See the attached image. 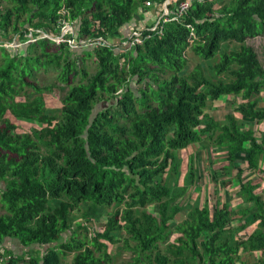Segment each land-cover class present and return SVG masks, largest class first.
Returning a JSON list of instances; mask_svg holds the SVG:
<instances>
[{
	"label": "trees",
	"instance_id": "obj_1",
	"mask_svg": "<svg viewBox=\"0 0 264 264\" xmlns=\"http://www.w3.org/2000/svg\"><path fill=\"white\" fill-rule=\"evenodd\" d=\"M183 1L0 0V35L27 43L23 54L4 49L0 66V245L10 237L27 251L0 249V264H241L242 252L264 254V65L247 43L264 36V0L193 1L161 34L133 24L165 2L174 16ZM65 23L74 33L59 43ZM136 36L142 44L122 46ZM51 70L67 88L59 104L48 102L54 86L39 84ZM223 98L242 103L217 120L208 107ZM21 119L40 128L18 133ZM190 146L185 165L177 152ZM199 159L213 207L209 189L188 199Z\"/></svg>",
	"mask_w": 264,
	"mask_h": 264
},
{
	"label": "rangeland",
	"instance_id": "obj_2",
	"mask_svg": "<svg viewBox=\"0 0 264 264\" xmlns=\"http://www.w3.org/2000/svg\"><path fill=\"white\" fill-rule=\"evenodd\" d=\"M174 1V0H172ZM8 4L4 3V7H7ZM150 9L154 10V7L152 6ZM159 11V10H158ZM154 13V14H153ZM153 13H151L147 18L146 15L144 14L142 15H137L135 16L134 20H133V24H137V25H144V24H149V25H154L157 22L158 17L161 15V12L158 13L156 10L153 11ZM158 13V14H157ZM157 14V15H156ZM126 35V34H125ZM53 37V35H51ZM127 36V35H126ZM130 36V35H128ZM117 43H123L126 40L125 39H119V40H115ZM126 49H129V43L126 42ZM247 43L251 46H253L256 51L258 52L259 58L261 63L264 65V36H260L257 38H252L249 39L247 41ZM125 43L122 44V46H124ZM7 44H1L0 45V66L3 65L4 59L6 60L5 64L2 66L5 67L6 63H8V60L5 56L4 58V49L9 50L10 52H18L23 54L24 51H26V44H19L17 47H15V45H13V43H10L9 45ZM233 44H230L229 47H232ZM224 48L220 50V52H223ZM197 62L199 63V61L197 60ZM123 63V61H122ZM196 65V61L194 59H191V64L189 66V71H192L195 68ZM89 74L90 75H94L95 72L97 71V67L94 63H92V61H89L86 65ZM39 84L42 85L44 88H53L54 86V91L48 96L50 97L48 102L49 104H59L60 100L66 95L67 93V88L63 85H60L57 81V75L55 73H53V70H51L49 73H46L45 71H40L39 73ZM132 89H136L135 84H131L130 85ZM239 99V100H238ZM239 105L242 103V99L241 98H233V100L231 101H227L226 98H223L221 100H219L218 102L215 103H210L209 107H208V113L212 116H214L217 120H219L220 118H223L225 113L228 112H234L235 111V104ZM241 102V103H240ZM105 103L100 104L96 110L95 113L97 112H101L102 110L105 109ZM40 125L28 121V120H23L21 119L19 121V127L17 132L18 133H24V132H32L35 129H39ZM195 153V147H189L185 150H181L177 152V157L183 162V164L187 165L188 163H190V159L192 158V154ZM200 158H201V154H200ZM219 159V157L217 156V154H215V157ZM240 163H244V159L242 158L240 160ZM184 165V167H185ZM198 170L200 172V176H199V183L197 186L195 187H191L190 188V196H188V199L190 200V202L193 204L195 203V200L198 198L200 199V202L203 198L204 193L206 192L207 189L210 190V204L212 205V207L215 205L216 202V198L218 197L217 192L214 191V186L212 185V183L210 182V178L208 176V172L206 169H204V163H202L201 159L198 160ZM186 172V170H184ZM185 172L182 173V177L180 178V184L183 185V177L185 176ZM4 185V184H3ZM4 187H0V190L3 189ZM240 190V187H234L230 189V195L231 197H235V193L238 192ZM206 195V194H205ZM264 195V194H263ZM0 197H1V193H0ZM222 198V197H221ZM235 201L233 200L231 202V204H234ZM238 203H236L235 205H238ZM4 210L2 207H0V214H3ZM187 210H183V212L179 215V217L177 218L178 221H183L186 217H187ZM245 221L241 222V223H236L234 225V227H239L242 224H244ZM179 235H173L170 239L171 242H173ZM73 256V255H72ZM72 256L67 258V262H70L72 260ZM128 258V255L125 254L123 256V258ZM122 258V259H123ZM253 260V262H256L258 260V258L254 255V254H249L245 257L244 260L250 261ZM65 261V262H66Z\"/></svg>",
	"mask_w": 264,
	"mask_h": 264
},
{
	"label": "crops",
	"instance_id": "obj_3",
	"mask_svg": "<svg viewBox=\"0 0 264 264\" xmlns=\"http://www.w3.org/2000/svg\"><path fill=\"white\" fill-rule=\"evenodd\" d=\"M4 3H6V2H2L3 6H4ZM149 15L150 14H148L147 17ZM129 33H130L129 30L125 31V34L127 35V36L125 35V37H128V34ZM10 43H13V45H15V47H17L19 45V43H20L19 38L18 37H14L13 34H10L8 36L5 35L4 37L2 35H0V45L1 44H7V45H9ZM238 105H239V102H238V104L235 105V107L238 106ZM260 129L264 133V123H262L260 125ZM262 140H263L262 137L259 138V141L260 142H262ZM238 164H239L240 167H243L244 169H248V164L245 161H244V163H240V161H239ZM247 172H250V171H247ZM258 178H259V176H255L254 179H258ZM0 187H4L3 183H0ZM0 207H2L1 206V203H0ZM4 214H6V211L5 210H4V213L3 214H0V215H4ZM252 219H253V217H250V218H248L247 221H251ZM247 221H245V223ZM256 228H257V225H252L251 227H249L248 229H246L245 231H243L240 235L241 236L251 235L256 230ZM0 249H1L2 254H3L4 250H8V251H12L14 255H22L23 252L27 251V249H25L24 246L17 239L10 238V237L6 238L3 241V243L0 245ZM249 254H251V252H249ZM249 254H247V252H246V254H244V252H242L243 261H242L241 264H261L260 262L261 261H264V254H263V252H254V255L258 258V260L256 262H253V260H251V259H250V261L244 260L245 257L247 255H249ZM71 258L73 260V256ZM72 260L70 262H67L66 261L65 263L66 264H71L72 263Z\"/></svg>",
	"mask_w": 264,
	"mask_h": 264
},
{
	"label": "built area",
	"instance_id": "obj_4",
	"mask_svg": "<svg viewBox=\"0 0 264 264\" xmlns=\"http://www.w3.org/2000/svg\"><path fill=\"white\" fill-rule=\"evenodd\" d=\"M193 1H201V0H189L188 1H183L180 2L178 4L177 7V12H175L174 16H171V11L168 9V3L165 2L163 3L161 10H162V14L158 17L157 22L154 24L153 27H151L149 29V31L152 32H158L159 34H161L162 32V26L164 23L169 22V21H174V20H179V18L181 17V15L189 8V3L193 2ZM72 34L74 33L72 26L69 23H65V26L62 27L61 29V35H59L58 37H56V39L59 41V43L64 42V37L67 34ZM37 34H43L42 36H39V38L42 37H51L50 34L44 33V32H38ZM193 35V33H192ZM144 41V39H142L141 36H136L135 39H132L129 43V47L135 45V44H142ZM82 44H85L84 46L86 47H93L95 46L94 43H88V42H84ZM97 45H101L103 46L104 44H102V41L100 40L98 43H96ZM127 43L124 44V47L126 46ZM4 262H2L3 264Z\"/></svg>",
	"mask_w": 264,
	"mask_h": 264
},
{
	"label": "clouds",
	"instance_id": "obj_5",
	"mask_svg": "<svg viewBox=\"0 0 264 264\" xmlns=\"http://www.w3.org/2000/svg\"><path fill=\"white\" fill-rule=\"evenodd\" d=\"M162 11V10H161ZM162 14V13H161Z\"/></svg>",
	"mask_w": 264,
	"mask_h": 264
}]
</instances>
